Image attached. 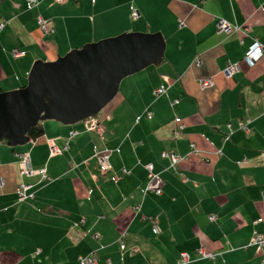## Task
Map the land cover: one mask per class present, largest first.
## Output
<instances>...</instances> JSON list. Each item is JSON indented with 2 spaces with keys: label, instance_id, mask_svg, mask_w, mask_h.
I'll return each mask as SVG.
<instances>
[{
  "label": "crops",
  "instance_id": "0c3cea01",
  "mask_svg": "<svg viewBox=\"0 0 264 264\" xmlns=\"http://www.w3.org/2000/svg\"><path fill=\"white\" fill-rule=\"evenodd\" d=\"M37 1L31 11L24 0L0 4V22H8L0 31V93L24 87L36 62L123 34L160 33L165 52L158 65L124 78L92 117L101 136L85 129L91 118L68 126L47 120L24 146L0 143V264H77L92 252L98 264H175L183 252L189 264L264 260V247L249 246L255 232L264 238V52L252 68L243 62L254 42L264 48V0ZM37 16L51 33H41ZM219 21L234 32L219 33ZM228 63L238 68L229 80ZM204 79L212 86L201 89ZM160 87L166 92L155 96ZM176 119L184 126L178 134ZM52 144L61 154L50 155ZM103 149L111 151L106 172L93 157ZM164 152L182 158L177 170ZM24 153L47 180L20 175L16 155ZM146 165L161 180L160 196L144 191ZM20 184L32 194L22 203ZM200 248L216 259L197 258Z\"/></svg>",
  "mask_w": 264,
  "mask_h": 264
},
{
  "label": "water",
  "instance_id": "95a60500",
  "mask_svg": "<svg viewBox=\"0 0 264 264\" xmlns=\"http://www.w3.org/2000/svg\"><path fill=\"white\" fill-rule=\"evenodd\" d=\"M164 52L160 33H130L86 44L54 62H36L24 87L0 93V142L21 147L40 122L68 126L96 117L124 78L158 65Z\"/></svg>",
  "mask_w": 264,
  "mask_h": 264
},
{
  "label": "built area",
  "instance_id": "2783aa9c",
  "mask_svg": "<svg viewBox=\"0 0 264 264\" xmlns=\"http://www.w3.org/2000/svg\"><path fill=\"white\" fill-rule=\"evenodd\" d=\"M26 3V7L27 10L31 11L33 10L35 7H37L38 5V1L37 0H24ZM63 2V0H52V3L55 5L61 4ZM131 10V18L132 19H136L138 17V13L136 10H134L133 8H130ZM37 20V25L41 31V33L43 35H47L49 33L52 32V29L48 26L47 21H45L41 16H37L36 17ZM7 25V23L3 22L0 23V29H4L5 26ZM218 32L219 33H224L226 35H230L232 34L234 31L233 29H231V27H229V25L226 26V22L224 21H219L218 23ZM250 31L249 28H246V32L248 33ZM261 51H262V47L259 43H254L248 50L247 54L245 55V57L243 58V61H245V63H247L248 65H253L254 62L258 61L261 57ZM23 53H19V52H13V56L14 57H18ZM237 67L236 65H231L230 63L227 64L226 70H225V75L227 77L232 78V76L237 72ZM212 81L211 80H207L206 82L200 81V85L201 87H209L212 86ZM166 92V89H164V87H160L158 89H156L154 91V95L155 96H159L162 95ZM146 117L148 119H151V115L147 114ZM176 123V133H178V131L183 130L184 126L180 123L179 119L175 120ZM84 127L87 131H91L94 132L96 135L101 136V128L100 125L98 124V122L96 121V119L91 118L89 120H87L84 124ZM243 130H245V132H248V129L246 128V126L242 127ZM58 153H61V151L59 149H57L53 144L50 146V155L54 156L57 155ZM93 157L96 159L97 161V165L98 168L100 169V171L102 172H106L108 170H110L111 166H110V156L109 154H107L106 150H94V155ZM161 158L166 159L169 162V166L171 169L177 170V166L178 164L182 161V158L176 156L174 153L172 152H164L161 154ZM23 162H20V166L22 167L23 170V175H39L41 176V178H46L45 175V170H39V171H33L30 168V159H29V155L26 154L25 157L22 160ZM25 163V164H24ZM147 173V184L146 187L144 189L145 193L147 192H152L155 195H161L162 191H161V180L159 179V177L153 173V168L152 165H147L145 167ZM30 171V173L28 172ZM123 174H126L125 171H123ZM112 181H116L115 178H112ZM0 186H2L1 181H0ZM19 188L17 189V199L20 202H25L29 199L32 198V195L27 193V189L28 187L24 186V185H19ZM263 200H264V194H263ZM139 210L138 207L136 208V211ZM215 217L211 216L209 217V221H214ZM151 224L153 226V232L154 233H158V226H157V220L156 219H151ZM95 239H97V236H94ZM250 246H253L257 249V251H261L262 248L264 247V238L260 235H258L256 232L253 234L250 242H249ZM196 254L198 256L199 259H205V260H210V261H214L216 255L213 253H209L204 251L202 248L198 249L196 251ZM190 262V256L188 255V253L183 252L180 254L178 261L175 264H189ZM264 260L262 259V261L260 262V264H264L263 263ZM78 264H98V256L96 252H92L89 255L85 256V257H80L78 259Z\"/></svg>",
  "mask_w": 264,
  "mask_h": 264
},
{
  "label": "rangeland",
  "instance_id": "374dc122",
  "mask_svg": "<svg viewBox=\"0 0 264 264\" xmlns=\"http://www.w3.org/2000/svg\"><path fill=\"white\" fill-rule=\"evenodd\" d=\"M37 21V20H36ZM3 22H5V23H7V25H8V22L7 21H1L0 23H3ZM6 25V26H7ZM228 24L226 23V26H227ZM5 26V27H6ZM3 29L1 28L0 29V31H2ZM231 35V34H230ZM249 50V49H248ZM13 52H15V51H13ZM13 52L11 53L12 54V57L13 58H15V59H17V58H20V57H22L23 55H24V53L23 54H21L20 56H18V57H14L13 56ZM17 52V51H16ZM19 52V51H18ZM248 52V51H247ZM247 52L245 53V55L247 54ZM19 53H21V52H19ZM245 55H244V57H245ZM243 57V58H244ZM244 63H245V61H243ZM257 62V61H256ZM256 62H254V64L251 66V65H248L247 63H245V65L248 67V68H252L254 65H255V63ZM225 70H226V68L223 70V72H222V74H223V76L226 78V79H232V78H230V77H227L226 75H225ZM233 77V76H232ZM207 80H210V79H204V80H201V81H203V82H206ZM199 86H200V88L201 89H207V88H209V87H211V86H209V87H201V85H200V81H199ZM96 118V117H95ZM97 122H98V124L100 123L99 121H98V119L96 120ZM41 123V122H40ZM39 123V124H40ZM38 124V125H39ZM176 124V123H175ZM37 125V126H38ZM183 130H180V131H178V133H181ZM101 133H103V131H101ZM177 133V134H178ZM3 142H5V141H3ZM1 143V142H0ZM6 143V142H5ZM12 148V147H11ZM16 148V147H15ZM194 148V145H191V149H193ZM104 150H106L107 151V154H109V156H111V151L110 150H107V149H103V151ZM58 154H61V153H58ZM25 155H26V153H24V154H19V155H16V158H17V162H18V166H19V172H20V175H22V176H27V175H23L24 173H23V170H22V167L23 166H20V162H23L22 160H23V158L25 157ZM94 155V154H93ZM25 164V163H24ZM147 166V165H146ZM145 166V167H146ZM31 168V167H30ZM153 168V167H152ZM29 173H30V171H28ZM147 172V171H146ZM148 173V172H147ZM35 175V174H34ZM46 175V174H45ZM29 176H32V175H29ZM39 176V175H38ZM40 177V179L42 180V181H45V180H47V177L46 178H41V176H39ZM0 181H1V179H0ZM1 184H2V181H1ZM21 185V184H20ZM22 185H24V186H26V187H28V189H27V193L29 194V186H27V185H25V184H22ZM19 186V185H18ZM16 187V189H15V193H17V189L19 188V187ZM1 187V186H0ZM30 195H32V194H30ZM157 196H160V195H157ZM26 202V201H25ZM136 208L137 207H135V211H136ZM139 210H137L136 212H138ZM156 234V233H155ZM98 238V237H97ZM95 239V238H94ZM122 244V243H121ZM249 246H250V244H249ZM204 250V249H203ZM205 251V250H204ZM85 257V256H84ZM215 259H216V257H215ZM210 261V260H209ZM212 262V261H211ZM77 264H78V262H77Z\"/></svg>",
  "mask_w": 264,
  "mask_h": 264
},
{
  "label": "trees",
  "instance_id": "16d2710c",
  "mask_svg": "<svg viewBox=\"0 0 264 264\" xmlns=\"http://www.w3.org/2000/svg\"><path fill=\"white\" fill-rule=\"evenodd\" d=\"M42 134H43V132H42V129L39 127V125L38 126H36L35 128H33V129H31L30 130V132H29V134H28V136H29V138L31 139V140H35V139H37V138H39V137H41L42 136ZM163 159V158H162ZM164 160H166V159H164ZM168 162V161H167ZM169 163V162H168ZM158 226V225H157ZM152 228H153V226H152ZM258 234V233H257ZM258 235H260V234H258ZM197 251V250H196ZM196 251H195V253H196ZM181 254V253H180ZM189 255V254H188ZM180 256V255H179ZM190 256V255H189ZM196 257L198 258V256H197V254H196Z\"/></svg>",
  "mask_w": 264,
  "mask_h": 264
},
{
  "label": "bare ground",
  "instance_id": "6f19581e",
  "mask_svg": "<svg viewBox=\"0 0 264 264\" xmlns=\"http://www.w3.org/2000/svg\"><path fill=\"white\" fill-rule=\"evenodd\" d=\"M254 43H255V42H254ZM254 43H253V44H254ZM256 43H257V42H256ZM253 44H252V45H253ZM261 47H262V51H261V56H262V55H263V52H264V48H263V46H261ZM164 89H165V88H164ZM27 177H29V176H27ZM263 201H264V200H263ZM19 202H20V201H19ZM21 203H22V202H21ZM263 263H264V262H263ZM259 264H260V263H259Z\"/></svg>",
  "mask_w": 264,
  "mask_h": 264
}]
</instances>
